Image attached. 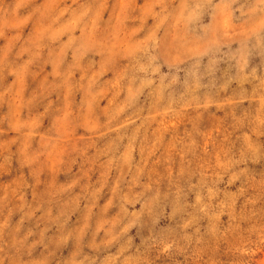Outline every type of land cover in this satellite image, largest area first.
I'll use <instances>...</instances> for the list:
<instances>
[{
    "label": "rangeland",
    "instance_id": "obj_1",
    "mask_svg": "<svg viewBox=\"0 0 264 264\" xmlns=\"http://www.w3.org/2000/svg\"><path fill=\"white\" fill-rule=\"evenodd\" d=\"M0 264H264V0H0Z\"/></svg>",
    "mask_w": 264,
    "mask_h": 264
}]
</instances>
